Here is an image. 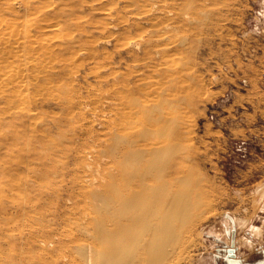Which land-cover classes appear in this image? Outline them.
I'll return each instance as SVG.
<instances>
[{"label":"rangeland","instance_id":"rangeland-1","mask_svg":"<svg viewBox=\"0 0 264 264\" xmlns=\"http://www.w3.org/2000/svg\"><path fill=\"white\" fill-rule=\"evenodd\" d=\"M10 2L15 27L0 31V91L12 96L0 97V264H84L83 196L107 160L106 121H122L109 109L123 101L138 104L146 135L125 140L129 149L165 138L161 157L173 155L169 170L188 180L176 188L203 204L165 264H264V0ZM159 106L174 115L157 130L146 123ZM103 252L101 264L112 258Z\"/></svg>","mask_w":264,"mask_h":264},{"label":"bare ground","instance_id":"bare-ground-1","mask_svg":"<svg viewBox=\"0 0 264 264\" xmlns=\"http://www.w3.org/2000/svg\"><path fill=\"white\" fill-rule=\"evenodd\" d=\"M148 8L149 9H147L146 12L149 13L153 7L149 5ZM12 9V3L10 0H0V31L2 27L9 29L10 31L15 27L14 24H12L7 18V14L10 13ZM172 14L174 16H180L176 10ZM10 15L13 16L14 13H11ZM1 36L2 35H0V37ZM159 85H156V89L159 87V89L162 88ZM130 92L131 91H129L126 96H123L124 93L122 94V92H120V94H122L120 95L121 100H126L130 94H133ZM6 95L7 94L4 95V90L2 89L0 91L1 100H3L2 98L9 96ZM166 96L168 97L167 94ZM9 98L11 101L12 96H9ZM25 101L26 100H24V102ZM124 102L125 101L121 103V107L119 109H116L114 106L113 108H115V110L111 108L112 106L109 109L113 115L116 114L118 117L121 115L122 121L120 125L111 128L112 122H107L105 119L107 123L105 124L109 129V135H111V138L108 139L109 141L107 140V146L109 148L106 156L107 160H105L103 171L100 176L98 178L93 177L90 179L89 185L85 191V197L83 196L86 200L85 205L83 206V209H85V215L77 222V229H79V232L81 233L79 234V236H81L80 240H83V242L77 244V247L82 250V253L80 254L77 248H75V250L78 252L77 256L78 254L81 255V259L84 264H101L97 261L101 258L100 255H103L104 250L109 251L112 254V258L103 264H165L169 257L173 255L175 250L180 248L179 246H183V243H185V234L191 228L195 219L197 220V217H200L199 213L203 204L201 203V198L196 196V192L193 195L191 193L192 191L186 192L178 190L179 187L184 188V183L188 180L185 178L184 179L186 181L184 179V181L182 180L185 174H182L179 169L174 171L169 170L168 165L171 159L170 157L173 155H169L170 159L166 158L168 154L166 157H161L163 156V152H165L163 150H165L168 145L169 147L171 145L164 138V134V139L159 138L154 141L152 140L151 142L148 141L145 145L143 144V148L139 151H137L138 149H129L134 145V143H132V141L125 143L124 141L134 138L133 135L139 132L137 131V128L140 126L139 123L141 122L134 120L136 119L135 117L137 116L136 114L139 110L138 104L133 103L132 101H127L125 104ZM146 103L147 101L144 100V107L149 105ZM153 103H151L152 105L150 107L152 111L154 110V107H158L159 105L158 101ZM160 106H162V104H160ZM143 109L145 108H142V110ZM159 109L160 112L157 114L159 115L157 119L149 120L147 123L143 121L149 125V127L157 128V130L160 129L158 128L159 123L163 124L159 121L166 119L168 116L173 117L174 115L173 112L163 111L161 107ZM140 120L142 119L140 118ZM171 122H173V120ZM167 123L165 122V124ZM162 127L165 126L162 125ZM168 127H170V125ZM165 128L164 130L162 128V130L165 131ZM112 131H114L115 134L111 133ZM160 132L161 131H159V133ZM140 133L141 132H139L138 135H141ZM168 134H170V132ZM112 136H114V139ZM145 136L141 135L139 138H145ZM176 140L180 139L178 138ZM175 144L178 146L181 145L180 143ZM176 145L175 147L173 146L174 148L171 147V150L173 153L177 151V153H180V148L177 147L179 149L176 150ZM166 153L167 152L164 154ZM163 158H165V160L167 159V161ZM186 175L188 177V174ZM179 180L184 182L181 183L183 186L179 184ZM189 181L191 182V179ZM177 182L179 187L175 186ZM176 187H178V189ZM204 209L206 208L204 207ZM17 211L26 213V208L21 206L17 209ZM23 218H25V216H23ZM189 218L190 222L186 225L184 224V226H178V221L183 222L182 220Z\"/></svg>","mask_w":264,"mask_h":264}]
</instances>
